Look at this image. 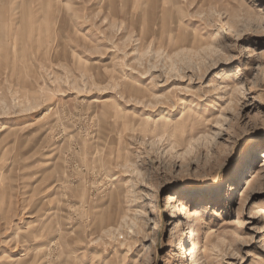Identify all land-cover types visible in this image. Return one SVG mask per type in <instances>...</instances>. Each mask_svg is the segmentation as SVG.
Masks as SVG:
<instances>
[{"label":"rangeland","instance_id":"374dc122","mask_svg":"<svg viewBox=\"0 0 264 264\" xmlns=\"http://www.w3.org/2000/svg\"><path fill=\"white\" fill-rule=\"evenodd\" d=\"M165 1L0 0V264H264V0Z\"/></svg>","mask_w":264,"mask_h":264},{"label":"bare ground","instance_id":"6f19581e","mask_svg":"<svg viewBox=\"0 0 264 264\" xmlns=\"http://www.w3.org/2000/svg\"><path fill=\"white\" fill-rule=\"evenodd\" d=\"M162 1H164L163 3L165 4V0H162ZM171 4V5H170ZM169 5H170V8L171 9H173V8H175V6H179V4L178 3H176L174 0H170L169 1ZM162 10L164 11V12H166V11H168L169 10V8H167V6L165 5V6H163L162 7ZM173 22H175L176 23V25H177V29H179V28H181V27H183V25L185 24L183 21H181V20H177V21H173ZM172 22V23H173ZM162 27H163V25H162ZM249 184H251V182L249 181V182H247V186L249 185ZM246 191V190H245ZM240 197H241V200L243 199V197H244V191L241 193V195H240Z\"/></svg>","mask_w":264,"mask_h":264}]
</instances>
